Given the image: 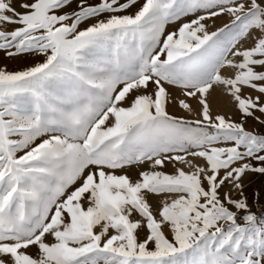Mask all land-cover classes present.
Masks as SVG:
<instances>
[{"label":"snow or ice","instance_id":"1","mask_svg":"<svg viewBox=\"0 0 264 264\" xmlns=\"http://www.w3.org/2000/svg\"><path fill=\"white\" fill-rule=\"evenodd\" d=\"M0 54V264H264V0H0Z\"/></svg>","mask_w":264,"mask_h":264},{"label":"rangeland","instance_id":"2","mask_svg":"<svg viewBox=\"0 0 264 264\" xmlns=\"http://www.w3.org/2000/svg\"><path fill=\"white\" fill-rule=\"evenodd\" d=\"M135 8L131 9V11H134ZM227 22V18L226 17H222L220 19L216 20V27L221 26L223 23ZM171 30V28L169 29ZM0 56H2V54H0ZM16 65H10V67H15ZM170 111H172V109H169ZM175 114L177 115H185V113L181 112V111H177ZM252 126V122H249V127ZM168 171H171V169H166ZM249 180L252 182V184H254L255 186H259L261 181H264V177H259V176H253V177H249ZM253 211H258V209L254 208Z\"/></svg>","mask_w":264,"mask_h":264}]
</instances>
